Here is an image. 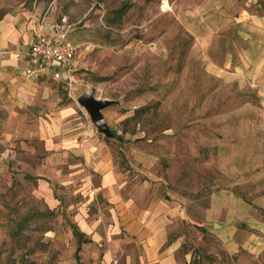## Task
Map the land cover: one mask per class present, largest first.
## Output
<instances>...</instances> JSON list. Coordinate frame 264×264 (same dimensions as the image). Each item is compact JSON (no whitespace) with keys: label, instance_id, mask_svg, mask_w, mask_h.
I'll list each match as a JSON object with an SVG mask.
<instances>
[{"label":"rangeland","instance_id":"obj_1","mask_svg":"<svg viewBox=\"0 0 264 264\" xmlns=\"http://www.w3.org/2000/svg\"><path fill=\"white\" fill-rule=\"evenodd\" d=\"M241 9L264 16V0H0V19L25 11L39 32L65 17L82 61L71 91L39 82L20 107L0 94V131L25 135L67 103L90 121L85 92L110 101L100 140L128 185L157 177L179 205L189 264H264V33ZM74 230L0 175V264H78Z\"/></svg>","mask_w":264,"mask_h":264},{"label":"crops","instance_id":"obj_2","mask_svg":"<svg viewBox=\"0 0 264 264\" xmlns=\"http://www.w3.org/2000/svg\"><path fill=\"white\" fill-rule=\"evenodd\" d=\"M239 21L264 33L263 15L241 9ZM39 28L25 11L0 19V94L18 107L34 103V93L45 89L37 83L51 81L25 74ZM82 115L67 103L25 135L0 131V175L14 176L49 209L71 212L78 264H189L191 252H181L183 240L174 234L183 217L179 205L164 197L157 177L128 185L127 173Z\"/></svg>","mask_w":264,"mask_h":264},{"label":"built area","instance_id":"obj_3","mask_svg":"<svg viewBox=\"0 0 264 264\" xmlns=\"http://www.w3.org/2000/svg\"><path fill=\"white\" fill-rule=\"evenodd\" d=\"M81 68L82 61L70 42V27L65 17L34 36L25 69L28 78L51 80L62 84L66 91H71Z\"/></svg>","mask_w":264,"mask_h":264},{"label":"water","instance_id":"obj_4","mask_svg":"<svg viewBox=\"0 0 264 264\" xmlns=\"http://www.w3.org/2000/svg\"><path fill=\"white\" fill-rule=\"evenodd\" d=\"M78 104L87 112L92 124L99 133L107 138L114 137V135L108 131L102 115V110L111 104L110 101L97 100L90 92H85L78 98Z\"/></svg>","mask_w":264,"mask_h":264},{"label":"trees","instance_id":"obj_5","mask_svg":"<svg viewBox=\"0 0 264 264\" xmlns=\"http://www.w3.org/2000/svg\"><path fill=\"white\" fill-rule=\"evenodd\" d=\"M78 251V250H77Z\"/></svg>","mask_w":264,"mask_h":264}]
</instances>
